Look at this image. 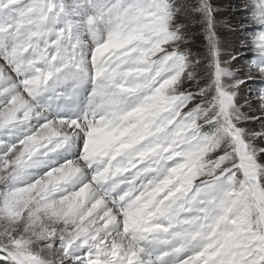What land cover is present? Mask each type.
Masks as SVG:
<instances>
[{"label": "snow or ice", "instance_id": "obj_1", "mask_svg": "<svg viewBox=\"0 0 264 264\" xmlns=\"http://www.w3.org/2000/svg\"><path fill=\"white\" fill-rule=\"evenodd\" d=\"M0 264H264V0H0Z\"/></svg>", "mask_w": 264, "mask_h": 264}, {"label": "rangeland", "instance_id": "obj_2", "mask_svg": "<svg viewBox=\"0 0 264 264\" xmlns=\"http://www.w3.org/2000/svg\"><path fill=\"white\" fill-rule=\"evenodd\" d=\"M229 2H234V0H216V3L220 4L222 6V10L226 9ZM229 13L227 11L223 12V17L227 18Z\"/></svg>", "mask_w": 264, "mask_h": 264}]
</instances>
